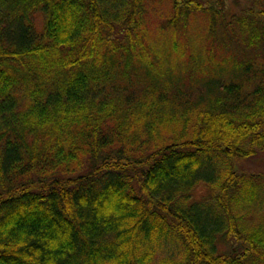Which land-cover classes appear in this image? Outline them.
<instances>
[{
    "label": "trees",
    "instance_id": "trees-1",
    "mask_svg": "<svg viewBox=\"0 0 264 264\" xmlns=\"http://www.w3.org/2000/svg\"><path fill=\"white\" fill-rule=\"evenodd\" d=\"M167 1L0 0V264H264V0Z\"/></svg>",
    "mask_w": 264,
    "mask_h": 264
},
{
    "label": "rangeland",
    "instance_id": "rangeland-1",
    "mask_svg": "<svg viewBox=\"0 0 264 264\" xmlns=\"http://www.w3.org/2000/svg\"><path fill=\"white\" fill-rule=\"evenodd\" d=\"M168 1L167 0H154L153 5H152V12L155 14H158L159 16H162L163 18L165 16H168L166 14V11L168 10ZM199 27V28H198ZM203 24H202V19L199 17L194 19L192 21V29H190L189 35L192 37L194 36L196 30L202 31ZM155 29V27H153ZM200 38V36H199ZM159 41V37L156 38ZM158 42V41H157ZM244 170L248 173H264V154L258 156L256 159H253V161H248L243 163ZM240 165V164H239ZM241 169V166L239 167ZM203 191V188L199 187L197 188V191L195 193V198L199 199L201 198L205 193Z\"/></svg>",
    "mask_w": 264,
    "mask_h": 264
}]
</instances>
